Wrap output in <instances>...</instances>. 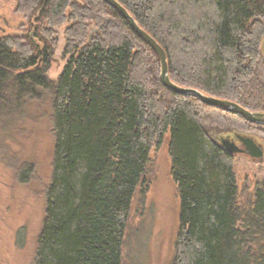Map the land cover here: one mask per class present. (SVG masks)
<instances>
[{"label":"trees","instance_id":"16d2710c","mask_svg":"<svg viewBox=\"0 0 264 264\" xmlns=\"http://www.w3.org/2000/svg\"><path fill=\"white\" fill-rule=\"evenodd\" d=\"M115 1L164 50L173 84L264 114V0ZM15 5L34 26L0 37V121L41 90L54 141L34 264H121L132 197L165 134L180 203L173 264H264V182L240 212L234 155L209 134L228 126L264 145V126L165 89L155 53L103 0ZM64 23L67 59L50 82Z\"/></svg>","mask_w":264,"mask_h":264},{"label":"rangeland","instance_id":"374dc122","mask_svg":"<svg viewBox=\"0 0 264 264\" xmlns=\"http://www.w3.org/2000/svg\"><path fill=\"white\" fill-rule=\"evenodd\" d=\"M25 16L15 0H0V37L22 39L34 26V19ZM68 25L64 23L56 29L46 72L50 82L58 78L67 59L63 49L64 29ZM40 92L38 98L25 103L19 112L0 121V264H34L54 144L50 99L46 92ZM219 129L210 131V136L220 138L233 134L228 126L223 131ZM258 143L262 144L259 140ZM168 147L169 134L160 143H152L145 173L131 200L121 264H173L180 203L171 177ZM233 166L236 204L244 213L251 209L255 192L264 182V164L235 155Z\"/></svg>","mask_w":264,"mask_h":264},{"label":"water","instance_id":"95a60500","mask_svg":"<svg viewBox=\"0 0 264 264\" xmlns=\"http://www.w3.org/2000/svg\"><path fill=\"white\" fill-rule=\"evenodd\" d=\"M110 8L115 10L119 16L127 22L133 33L144 43L146 44L157 56L160 63V81L163 87L172 93L180 96H194L204 105L216 108L221 111L230 113L234 116H238L239 118L245 120L246 122L254 125L264 126V114L261 113H252L239 105L224 101L212 97L205 96L200 92L192 89L180 88L177 85L173 84L168 76V68L166 55L164 50L158 45V43L146 32H144L135 22V20L128 14V12L115 0H103ZM262 48L264 53V37L262 41ZM238 141L244 147V150H240L235 143H233L228 136L220 137L219 144L223 149H225L229 154H244L251 159L260 161L264 158V149L260 143H257L256 140L246 137L235 135Z\"/></svg>","mask_w":264,"mask_h":264},{"label":"flooded vegetation","instance_id":"af4514ba","mask_svg":"<svg viewBox=\"0 0 264 264\" xmlns=\"http://www.w3.org/2000/svg\"><path fill=\"white\" fill-rule=\"evenodd\" d=\"M236 134H232L231 136L228 135V139H230L233 143H235V145L240 149V150H244V147L242 146V144L238 141L237 137H235ZM217 141L219 142L218 137L216 138ZM235 155H240V156H246L244 154H235ZM234 155V156H235ZM248 157V156H246ZM249 158V157H248ZM251 159V158H250Z\"/></svg>","mask_w":264,"mask_h":264},{"label":"bare ground","instance_id":"6f19581e","mask_svg":"<svg viewBox=\"0 0 264 264\" xmlns=\"http://www.w3.org/2000/svg\"><path fill=\"white\" fill-rule=\"evenodd\" d=\"M258 143V142H257Z\"/></svg>","mask_w":264,"mask_h":264}]
</instances>
